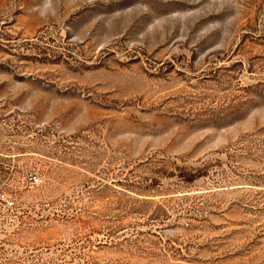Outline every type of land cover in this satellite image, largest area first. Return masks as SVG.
Listing matches in <instances>:
<instances>
[{
  "label": "rangeland",
  "instance_id": "rangeland-1",
  "mask_svg": "<svg viewBox=\"0 0 264 264\" xmlns=\"http://www.w3.org/2000/svg\"><path fill=\"white\" fill-rule=\"evenodd\" d=\"M0 189V264H264V0H0Z\"/></svg>",
  "mask_w": 264,
  "mask_h": 264
},
{
  "label": "built area",
  "instance_id": "built-area-1",
  "mask_svg": "<svg viewBox=\"0 0 264 264\" xmlns=\"http://www.w3.org/2000/svg\"><path fill=\"white\" fill-rule=\"evenodd\" d=\"M41 182L39 176H32L31 183L33 186H38ZM14 208V202L11 198L0 189V219L10 213Z\"/></svg>",
  "mask_w": 264,
  "mask_h": 264
}]
</instances>
